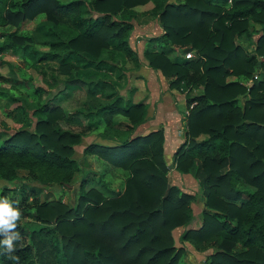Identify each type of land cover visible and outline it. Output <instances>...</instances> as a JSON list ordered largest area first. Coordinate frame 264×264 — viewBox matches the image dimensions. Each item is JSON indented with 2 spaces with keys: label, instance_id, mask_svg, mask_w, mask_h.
Returning a JSON list of instances; mask_svg holds the SVG:
<instances>
[{
  "label": "trees",
  "instance_id": "16d2710c",
  "mask_svg": "<svg viewBox=\"0 0 264 264\" xmlns=\"http://www.w3.org/2000/svg\"><path fill=\"white\" fill-rule=\"evenodd\" d=\"M149 3L163 34L150 40L155 49L147 46L148 66L172 90L202 92L186 96L185 142L171 164L199 182L206 205L200 227L188 229L183 239L200 251L213 248L210 264H264V80L257 75L264 73V0H0L2 31L44 15L41 28L49 46L40 53L31 46L34 37L1 32L0 55L22 49L41 75L51 70L53 84L64 77L66 90L85 88L89 95L119 90L112 77L124 79L130 72L127 61L141 68L130 37L132 21L139 18L135 9ZM255 37L250 52L240 41ZM189 53L192 59L186 58ZM46 102L34 110V130L25 122L0 146V181L20 182L26 172L37 184L33 188H69L80 177L79 197L74 205L50 194L33 200L34 211L25 210L33 224L15 229L22 239L12 255L19 261L0 247V264H180L184 251L176 246L174 232L192 224L196 197L170 184L163 128L132 138L146 105L125 102L118 94L110 106L84 104L71 113ZM120 115L131 119L124 131L115 125ZM74 117H84L89 131L103 125L119 140L114 148L91 144L85 156L96 155L126 171L122 193L104 194L95 186L100 175L88 163L83 171L79 167L76 147L85 132L59 124ZM29 199L23 191L22 205L29 206Z\"/></svg>",
  "mask_w": 264,
  "mask_h": 264
},
{
  "label": "rangeland",
  "instance_id": "374dc122",
  "mask_svg": "<svg viewBox=\"0 0 264 264\" xmlns=\"http://www.w3.org/2000/svg\"><path fill=\"white\" fill-rule=\"evenodd\" d=\"M61 1L68 3L75 0ZM85 1L90 3L93 0ZM153 7V4L149 3L148 5L140 6L135 9L138 12L139 18L138 20L132 21L134 29L130 37V44L132 43V45L137 46V48L143 41V36H145V38H148V43L151 44L150 50L155 49L156 42L152 43L150 40L159 37V35L163 32L161 24L152 14ZM92 15L94 19L98 17L93 10ZM118 18H120V16H118ZM46 20V16L41 15L34 20L26 22L17 29H5L2 31L3 28H0V34L1 32L3 34L6 33V35H8L7 37L13 35L23 38L34 37L36 41L33 40L31 43L32 48L37 49L40 53H46L49 50V46L46 45L47 37L41 28L42 23ZM254 40H256V37L253 40L242 38L240 42L250 52H253L255 50ZM3 42L4 39L0 37V44ZM146 50L147 48H145L144 53ZM137 51L139 50L137 49ZM177 57L178 53L171 54L172 59H176ZM30 62V59H26L24 57V51L22 49H17L13 52L9 51L0 55V88L2 90V95L0 96V146L25 122L28 123L26 124L28 129L31 131L35 129V123L38 119L34 115V110L41 102L47 101L46 103H49L50 108L62 106L65 110L74 113L77 110H81L84 107V104L94 109H99L108 105L110 106L117 99L118 94L124 97L125 102L129 101L130 98L132 101L139 100V102H141L144 99L143 97L146 96L148 92L147 88L144 89L145 86L142 88L143 83L141 82L144 81L142 77L143 74L141 75L140 73L142 67L134 69L131 61H127L125 64L127 70L129 69L130 72L128 71L125 74L124 79L119 80L116 76L112 77L114 81H118L120 83L121 88L119 90L115 88H106L102 91L97 90L95 95H89L87 90L83 88L78 89L77 91H71L70 98H68L67 92L60 91L63 87L65 88V84L63 82L64 77H61L57 84H53L52 72L49 68H46L47 75L44 77L31 66ZM52 65L54 66V64ZM143 72V76L147 78L150 88L152 89V92H150L152 93L150 104H152V107L156 109V116L158 114V117L162 119L161 122H164L163 126L166 128V133L169 137L167 144H165V158L171 167H169L170 173L168 174L170 184L178 186L182 191L196 197V201L192 204L194 217L192 224L187 227L178 228L174 232L176 246L183 248L184 251L180 264H210L211 254L215 252L213 248H209L208 251H200L190 241H185L183 239L188 229L192 230L200 227L202 213L206 210L205 199L202 190L200 189V184L195 180L192 174L182 175L177 170L173 169L171 165L174 154L185 142L184 134L187 132L186 115L188 114L186 96L188 95L193 97L200 95L202 92L199 89L189 91L188 88H182V86V90L176 89L181 94H179L178 97H175L168 91L169 85L167 82H164V76L160 72L150 68L149 66H146V69L144 68ZM53 74L57 75L55 72ZM257 75H259L260 79L264 80V73L262 70H259ZM154 76H162L163 83H160L158 80L156 83L152 82ZM249 83L248 84L251 85L252 81ZM37 89H42L45 92L43 94L41 93L40 95H36L35 91ZM172 102L175 108L173 107ZM137 104H139L138 101ZM46 115H42L43 120L47 119L45 118ZM180 116H183L185 123L183 127L184 131H182V133L180 132V129L182 128ZM114 119L116 127L122 129L123 131L128 129V126L131 125V119H128L127 117L125 118L122 115L115 116ZM146 119L147 113L144 121L134 130L132 138L145 137L150 134L145 129L141 128ZM19 122H21V124ZM59 124L60 127L65 130L85 132L82 144L76 147L75 158L78 159V164L82 171L87 167L88 163V166L100 175L102 178L101 182L95 186L99 188V190L103 191L104 194H107L108 191L119 194L122 193L125 189V182L128 178V173L124 170L115 168L112 164L109 162L107 163L105 160L97 157L96 155L89 154L88 156H85V150L91 144L95 143L108 145L109 147L114 148L120 146L119 140L114 141L112 138L115 136H108L103 125H101L98 130H87V123L84 117H74L73 119L64 118L59 121ZM29 126H32V128ZM146 128L148 127L146 126ZM127 137L128 135L123 138L126 139ZM21 176L22 181L16 183H6L4 181H0V199L10 200L13 203V206L18 207L22 213L18 224L26 226H31L33 224L34 220L26 213L34 211L33 200L37 199L38 201H42L46 195L50 194L52 198L74 205L79 197L78 189L80 177L77 182L69 188L52 187L39 189L37 187L33 188V186H36L37 184L30 181V177H28L26 172H21ZM99 181V177H95L94 182ZM103 185L106 186V188L103 187ZM3 191H6L5 196L3 195ZM23 191H26L28 197L30 198L29 203H31L29 206H27V204L22 205Z\"/></svg>",
  "mask_w": 264,
  "mask_h": 264
},
{
  "label": "crops",
  "instance_id": "0c3cea01",
  "mask_svg": "<svg viewBox=\"0 0 264 264\" xmlns=\"http://www.w3.org/2000/svg\"><path fill=\"white\" fill-rule=\"evenodd\" d=\"M162 34H163V32H162ZM162 34H160V35H162ZM159 35V36H160ZM157 37V36H156ZM143 41L141 42V44H140V46L137 48V46H133L132 45V43H131V47L133 48V50H135L136 52H138L137 54H138V56H139V58H140V62H141V70H140V73H141V75L143 74L144 75V72H143V69L145 68L146 69V66H148V63H147V61L145 60V58H144V56H143V54H144V50H145V48H147V46H148V38H145V36H143ZM137 49L139 50V51H137ZM142 75V77H143V80L144 81H142L141 83H143V85H142V88L145 86V88L144 89H148V92H147V95L146 96H144L143 98V100L141 101V102H139V100H137L138 101V103H143V104H145L146 105V108H147V119H146V121H145V123L144 124H142V126H141V128H143V129H145L148 133H152V132H155V131H158L159 129H161V128H163L164 129V133H165V144H167V142H168V140H169V137L167 136V133H166V128H164V126H163V124H164V122H161L162 121V119H160L159 117H158V114H157V116H156V109H154L153 107H152V104H150V100H151V98H152V93H150V92H152V89L150 88V85H149V81L147 80V78L145 77V76H143ZM164 82H167V84L169 85V81L164 77ZM159 81L160 83H163V78H162V76H154L153 77V79H152V82H154V83H156V81ZM138 87H140V86H138ZM63 89H65L64 87H63ZM62 90V89H61ZM60 90V91H61ZM168 91L173 95V96H175V97H178L179 96V94H181L180 92H178L177 90H171V88H170V86H168ZM63 92H67L68 93V98H70V92H71V90H66L65 89V91H63ZM140 92H141V89H140ZM140 92H139V95H140ZM59 93V92H58ZM57 93V94H58ZM133 93V92H132ZM138 93V92H137ZM136 93V94H137ZM57 94H55V95H57ZM54 96V95H53ZM149 96V97H148ZM51 98V97H50ZM49 98V99H50ZM185 98V97H184ZM130 100H131V98H130ZM170 100L172 101V99L170 98ZM132 101V100H131ZM137 101L135 100V101H132L133 102V104H137ZM172 105H173V107H174V104H173V102H172ZM151 107H152V109H151ZM175 108V107H174ZM150 109H151V111H150ZM154 117V118H153ZM177 120V119H176ZM180 121L182 122V128L180 129V132L182 133V131H184V125H185V123H184V118H183V116L181 117L180 116ZM115 125H116V123H115ZM146 126L148 127V128H146ZM140 128V127H139ZM138 128V129H139ZM120 129V128H119ZM122 130V129H121ZM134 135V133L132 134V136ZM185 135V134H184Z\"/></svg>",
  "mask_w": 264,
  "mask_h": 264
},
{
  "label": "clouds",
  "instance_id": "9594fccd",
  "mask_svg": "<svg viewBox=\"0 0 264 264\" xmlns=\"http://www.w3.org/2000/svg\"><path fill=\"white\" fill-rule=\"evenodd\" d=\"M22 213L18 207L8 199H0V247H3L10 258L19 261V257L12 255L16 249V243L22 239L19 232L15 231Z\"/></svg>",
  "mask_w": 264,
  "mask_h": 264
},
{
  "label": "built area",
  "instance_id": "2783aa9c",
  "mask_svg": "<svg viewBox=\"0 0 264 264\" xmlns=\"http://www.w3.org/2000/svg\"><path fill=\"white\" fill-rule=\"evenodd\" d=\"M232 1H233V0H229V3L231 4V3H232ZM192 56H193V54H192V53H189V54H187V55H186V57H187L188 59H191V58H192ZM255 79L257 80V79H258V77H255Z\"/></svg>",
  "mask_w": 264,
  "mask_h": 264
},
{
  "label": "water",
  "instance_id": "95a60500",
  "mask_svg": "<svg viewBox=\"0 0 264 264\" xmlns=\"http://www.w3.org/2000/svg\"><path fill=\"white\" fill-rule=\"evenodd\" d=\"M171 168V167H170Z\"/></svg>",
  "mask_w": 264,
  "mask_h": 264
}]
</instances>
